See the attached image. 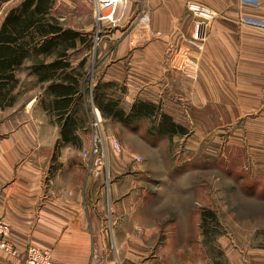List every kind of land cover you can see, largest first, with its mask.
Masks as SVG:
<instances>
[{"label":"crops","instance_id":"1","mask_svg":"<svg viewBox=\"0 0 264 264\" xmlns=\"http://www.w3.org/2000/svg\"><path fill=\"white\" fill-rule=\"evenodd\" d=\"M24 1L8 0L0 26ZM45 3V27L79 36L91 29L84 0ZM135 9L129 2L117 9L114 23H100L113 31L94 58L96 104L90 96L89 113L94 102L113 125L105 111L113 100L126 113L139 101L161 103L174 123L200 125L204 138L249 143L264 155V0H146L143 30L134 24ZM61 44L47 54L30 51L14 71L15 82L0 88V217L17 251L15 258L0 251V264H25L29 247L49 251L56 264H214L198 231L182 230L181 214L158 220L149 199L116 198L113 160L95 169L82 157L91 142L84 123L62 142L64 119L85 106L84 85L59 109L47 89L51 80L39 82L33 72L37 64L60 61L68 67L57 74L68 73L76 48ZM22 71L36 85L23 95ZM233 254L230 264H264V251Z\"/></svg>","mask_w":264,"mask_h":264},{"label":"rangeland","instance_id":"2","mask_svg":"<svg viewBox=\"0 0 264 264\" xmlns=\"http://www.w3.org/2000/svg\"><path fill=\"white\" fill-rule=\"evenodd\" d=\"M11 6L8 0H0V22ZM82 7L91 29L82 32L79 47L70 51V69L66 73L75 77L79 86L84 85L85 106L79 104L75 118L90 132V96L96 100L92 89V81L96 80L94 58L104 50L102 44L113 28L97 23L94 0H84ZM97 33L99 40L95 43ZM82 58L81 65L78 61ZM19 76L22 95L28 88L36 86L23 71ZM136 103L151 106L149 117L130 120L126 124L123 121L129 112L121 109L116 99L113 100L115 110L121 111L125 119L113 117L111 125L102 118V150L106 157V162L102 160L103 167L110 166V160H113L116 198L132 195L149 199V213L158 220H163L165 215L181 214L182 230L198 231L197 241L214 264H230L233 253L246 250V254L255 255L264 251L262 152L255 151L249 143L237 146L204 138L205 127L174 123L172 117L164 113L161 103ZM184 115L188 118L190 112L184 110ZM161 116L168 117L174 125L171 134L159 133ZM111 140L119 144V154H112ZM167 226L165 222L164 229Z\"/></svg>","mask_w":264,"mask_h":264},{"label":"trees","instance_id":"3","mask_svg":"<svg viewBox=\"0 0 264 264\" xmlns=\"http://www.w3.org/2000/svg\"><path fill=\"white\" fill-rule=\"evenodd\" d=\"M45 1L47 0H25L19 9L12 10L2 22L0 26V88L10 82H15L14 71L22 64V59L28 56L30 51L34 54L40 52L47 54L57 48L60 49L62 42H68L70 49L76 48L77 41L79 43L82 42L81 36L77 33L44 26L42 20L47 9ZM38 40L42 41L38 49L36 45L31 46L32 43L38 42ZM64 48H66V45H64ZM82 63L83 61L81 65ZM67 67L66 63H61L60 61H54L48 65L41 63L33 67V72L38 75L39 82L51 80L47 89L57 98L54 103L55 107L63 110L72 104L73 97L78 94L79 88L77 79L72 77L71 74L64 73L62 76L57 74L59 70H64ZM149 108H151L150 105L136 103L126 116V119L121 111L115 110L114 104H107L105 111L113 114V117L123 116L125 119L123 122L127 124L130 120L149 117ZM100 112L104 111L100 110ZM64 114L66 113H61L60 116L63 117ZM74 114H69L64 119L61 131L63 143H67L73 137L77 124H81L79 119L74 117ZM161 120L159 133L171 134L174 128L172 122L166 116H161ZM167 127L169 129H166ZM179 130L183 133L181 129Z\"/></svg>","mask_w":264,"mask_h":264},{"label":"built area","instance_id":"4","mask_svg":"<svg viewBox=\"0 0 264 264\" xmlns=\"http://www.w3.org/2000/svg\"><path fill=\"white\" fill-rule=\"evenodd\" d=\"M146 0H94L96 7V21L101 23L103 21H108L114 23V15L117 9L124 8L129 2H133L135 5V26L140 27V29H145L149 25V17L144 10V3ZM110 3V8L107 11H103L102 7L105 3ZM95 43L99 40L98 33L94 37ZM102 115L100 111L94 107L91 103V118L88 124V129L90 130V148L88 151L82 152V157L90 161V166L98 169L103 167V161L106 162V157L104 156L103 147V137H102ZM110 148L113 153H120L119 144L111 140ZM10 226L0 217V251L11 256L17 257V251L9 242ZM25 264H56L49 253V251L39 249L36 247H29L26 251V257L24 260Z\"/></svg>","mask_w":264,"mask_h":264},{"label":"bare ground","instance_id":"5","mask_svg":"<svg viewBox=\"0 0 264 264\" xmlns=\"http://www.w3.org/2000/svg\"><path fill=\"white\" fill-rule=\"evenodd\" d=\"M111 6H110V3L108 2V3H105V4H103V7H102V10L103 11H107V8H110Z\"/></svg>","mask_w":264,"mask_h":264}]
</instances>
